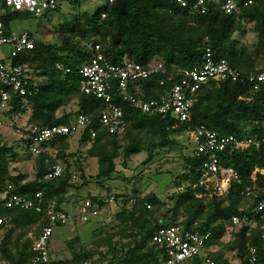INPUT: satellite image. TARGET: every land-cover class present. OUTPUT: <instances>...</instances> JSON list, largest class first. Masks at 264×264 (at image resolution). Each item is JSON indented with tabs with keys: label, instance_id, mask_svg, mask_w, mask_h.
Masks as SVG:
<instances>
[{
	"label": "trees",
	"instance_id": "16d2710c",
	"mask_svg": "<svg viewBox=\"0 0 264 264\" xmlns=\"http://www.w3.org/2000/svg\"><path fill=\"white\" fill-rule=\"evenodd\" d=\"M184 1L188 3L187 7L178 0H113L112 4L106 3L95 13L78 14L63 25L60 29L65 36L62 47L36 39L31 33L35 39L33 49L24 50L11 60L14 65L25 66L23 79L27 94L20 96L7 88L10 100L5 114L14 118L29 113L25 125L39 127L67 125L77 116L87 115L89 124L78 136V143L87 146L86 155L97 160L96 183L107 191H111L107 180L115 173H121L118 160H122L120 165L126 170L132 156L146 152L148 162L162 150L177 146L176 137L187 130L203 125L220 136L260 134L264 126V87L257 91L245 80L210 81L203 85L195 98L192 120L187 123H176L169 116L145 113L133 107L114 87L111 104L122 108L126 122L121 135L110 134L100 121L104 102L81 92L80 72L93 57L95 45L100 46L101 53L111 63H120L124 58L146 68L162 63L169 73L200 66L207 48L215 58L227 60L243 74L264 70V0H235L241 5L239 17L222 9L226 0H211L205 13L193 8L197 0ZM29 15L25 11L5 9L2 21L6 33L12 31L13 22ZM248 24L257 35L253 51L236 37V34L244 33ZM161 79L159 75L140 79L134 84L129 83L128 91L147 101L159 99L170 86H162ZM74 99L77 100V110L58 116V111ZM92 129L96 131L94 139L90 137ZM19 139L26 146L25 153L34 158L35 177L28 180L25 174L12 173L11 164L18 163L21 155L16 151L17 145H9L0 138V193L12 186L13 193L36 200L44 210L49 206L64 210L62 206L69 191L85 187L90 182L79 160L75 167L68 161L73 157L66 153L73 136L53 138L46 145L51 151L38 156L28 150L25 138ZM205 160L206 157L197 156L195 150L184 158L182 172L174 180V187L180 190L168 196L173 202L169 208L155 192L142 195L133 189L130 193L114 194V202L121 203L117 215L121 230L103 238L105 249L95 252L84 249L79 245L80 237H75L66 244L71 252L69 259L52 260L49 252L48 263L35 262L36 253L28 234L52 226L44 211L0 208V216L7 220L0 233V263L158 264L162 257L152 244L156 230L176 223L190 229L198 222L197 230L211 234L207 248L216 247L209 256L217 264H230L224 256V249L244 263L251 247L256 248L258 264H264V215L254 211L256 204L264 199V175L258 174L255 182L251 179L256 168L264 169V144L244 150L229 148L220 153L222 164L233 167L242 180L231 187L225 198L214 197L205 201L197 196L200 189L196 185ZM56 165L63 167L64 174L46 180V174ZM77 173L81 184L76 183ZM72 175H77V179L73 180ZM254 186L256 195L247 196L246 188ZM37 194H41L38 199ZM89 198L100 201L97 196ZM238 215H247L250 222L239 226L232 241L226 243V228ZM95 253L99 255L96 257ZM196 264L202 263L198 261Z\"/></svg>",
	"mask_w": 264,
	"mask_h": 264
},
{
	"label": "built area",
	"instance_id": "2783aa9c",
	"mask_svg": "<svg viewBox=\"0 0 264 264\" xmlns=\"http://www.w3.org/2000/svg\"><path fill=\"white\" fill-rule=\"evenodd\" d=\"M76 3L78 0H0V46L12 44L10 61L0 57V115L6 113L9 109L10 93L7 88L13 90L16 94L24 96L27 94L26 82L23 79L25 66L21 64H12L11 60L17 57L24 50L33 49L35 39L31 32L17 34L13 31L6 33L2 21V15L5 9L12 11H25L35 17H42L46 11H57L60 2ZM211 0H197L193 4L195 10L201 13L207 11V3ZM215 1V0H212ZM112 4L113 0H105ZM183 6L188 3L184 0H178ZM222 9L230 15L239 17L241 5L235 0H226L221 5ZM103 18L105 15L102 16ZM94 55L90 62L82 67L81 92L86 95H93L101 99L105 107L101 113L100 121L107 127L112 135H121L126 128V122L122 108L111 104L112 91L116 87L126 101L133 107L148 113L169 116L176 123H187L192 120V110L196 95L203 85L210 81L217 83L248 81L254 85L255 90L264 87V70L257 73L243 74L225 59H217L212 51L207 48L203 62L200 66L193 69H177L169 73L167 68L158 63L148 68L143 67L134 61L124 58L120 63H111L107 61L101 53L99 45L94 47ZM60 70L62 68L58 66ZM152 75L162 77L161 85L168 86L164 96L159 99L145 100L129 93L128 84L135 83L140 79H148ZM89 124L87 115H79L74 121L67 125H54L39 127L36 125H20L14 118L7 119V125L15 134L27 140L28 150L33 156H38L44 152H50L51 149L46 146L53 138L63 136H79ZM5 123L0 117V127ZM185 133L195 143V154L205 156L206 160L201 167L200 177L196 187L200 189L197 195L204 198L205 201L214 197L225 198L228 191L234 184L241 183V177L231 166H225L220 160V153L229 148H238L241 150L249 147H260L264 144V126L260 134H247L242 137L220 136L216 132L209 130L205 126H200L195 130H187ZM90 137H96V131L90 130ZM64 169L61 165L54 166L45 176L46 180H52L61 177ZM264 175V169L256 168L251 179L255 182L257 175ZM73 180L77 175H72ZM12 186L0 193V208H20L34 209L42 213L49 219L52 226L43 228L39 233L30 232L28 237L32 241V250L36 253L35 262L48 263L50 261V241L53 234V226L66 225L70 220L76 219L79 223H87L99 217L101 206L115 201L113 193L108 198H100L99 202H94L90 198L82 200L78 207V213L71 215L65 210H56L54 206H49L46 210L34 199H30L12 192ZM255 186L246 188V195H256ZM41 194L36 195V199ZM254 211L257 214L264 215V199L260 200ZM6 218L0 216V233L6 223ZM250 218L247 215H238L232 218V225L226 228L224 241H232L233 233L243 223H249ZM197 223L187 229L183 224L176 223L172 225L160 226L152 237V244L155 245L162 257L158 264H196L201 261L202 264H217L209 256L210 251L216 249L215 246L207 248V243L211 238L210 233H202L197 230ZM5 264V263H0ZM84 264H91L85 262ZM237 264H258L256 248L251 247L249 255L244 263L240 260Z\"/></svg>",
	"mask_w": 264,
	"mask_h": 264
},
{
	"label": "rangeland",
	"instance_id": "374dc122",
	"mask_svg": "<svg viewBox=\"0 0 264 264\" xmlns=\"http://www.w3.org/2000/svg\"><path fill=\"white\" fill-rule=\"evenodd\" d=\"M105 0H78L77 3L60 2L57 11H46L42 17L29 15L23 19L17 20L11 24V30L17 34L23 32H31L36 39H41L47 43L54 44L58 47L64 46L65 36L61 32V27L70 22L76 15L85 12L95 13L103 5ZM240 41L247 45L250 51H253L257 41V35L252 29V25H246L244 33L240 36L236 34ZM12 44L0 46V57L10 61ZM77 110V100H72L66 107L59 110L57 115L62 116L67 113H74ZM29 113L22 116H15L14 119L20 125H25L28 120ZM5 123L0 127V138L9 145L15 146L16 151L20 153L19 162L11 164L13 174L22 173L27 176L28 180L35 177L36 164L34 158L29 157L25 151L26 146L20 141V136L8 127L7 119L9 117L3 113L0 115ZM74 121V119L72 120ZM179 143L172 150L164 149L159 154H155L148 162V154L146 152L131 157L128 164L129 169H124L120 165L122 160H118L121 173H115L113 178L107 180L108 188L101 187L96 183L95 176L98 172V162L94 158L86 155L87 146L78 143V136H73L70 142L67 154L73 155L69 158V162L75 167L80 161L84 167L85 176L90 179L87 186L80 189H72L69 191L67 201L62 208L71 215L78 213V207L82 200L91 196L99 198H108L110 193H130L133 189H137L142 195L155 192L159 197L163 198L171 207L173 202L169 199V195L179 191L174 187V180L182 172L183 160L186 156L192 155L195 149V143L188 137L186 133L176 137ZM16 143V144H15ZM79 160V161H78ZM75 163V164H74ZM78 175V173H77ZM138 176V178H133ZM122 177L129 179L124 180ZM81 184L82 180L78 175L76 181ZM121 203L110 202L101 206L99 217L87 223H79L76 219L70 220L66 225L53 226V234L50 241L51 259H69L71 258L70 249L67 242L79 236V245L86 250L101 251L105 249L102 239L109 234H115L121 230V224L117 218L121 211ZM118 240V237L115 238ZM99 247V248H98ZM224 256L229 260L230 264H237L238 257L230 251L224 249ZM99 254L95 253L97 257Z\"/></svg>",
	"mask_w": 264,
	"mask_h": 264
}]
</instances>
